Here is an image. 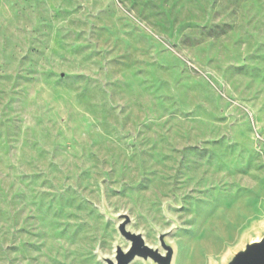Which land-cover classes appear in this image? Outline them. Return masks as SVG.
I'll return each instance as SVG.
<instances>
[{
  "label": "rangeland",
  "instance_id": "obj_1",
  "mask_svg": "<svg viewBox=\"0 0 264 264\" xmlns=\"http://www.w3.org/2000/svg\"><path fill=\"white\" fill-rule=\"evenodd\" d=\"M119 213L171 264L264 234V0H0V264H105Z\"/></svg>",
  "mask_w": 264,
  "mask_h": 264
},
{
  "label": "water",
  "instance_id": "obj_2",
  "mask_svg": "<svg viewBox=\"0 0 264 264\" xmlns=\"http://www.w3.org/2000/svg\"><path fill=\"white\" fill-rule=\"evenodd\" d=\"M116 220V229L128 246L123 248L121 244H116L111 257L102 256L106 264H131L135 258L149 260L154 264H171L173 249L163 239L169 232H161L158 246H152L145 243L142 233L127 227L130 223L127 214L119 213L116 215ZM227 264H264V234L259 240L251 241L236 252Z\"/></svg>",
  "mask_w": 264,
  "mask_h": 264
},
{
  "label": "bare ground",
  "instance_id": "obj_3",
  "mask_svg": "<svg viewBox=\"0 0 264 264\" xmlns=\"http://www.w3.org/2000/svg\"><path fill=\"white\" fill-rule=\"evenodd\" d=\"M43 182H44V181H43ZM116 243H119V244H120V243H121V240L117 239V240H116ZM110 255H111V254H110ZM110 257H111V256H110ZM101 260H103V259H101ZM105 264H106V263H105Z\"/></svg>",
  "mask_w": 264,
  "mask_h": 264
}]
</instances>
